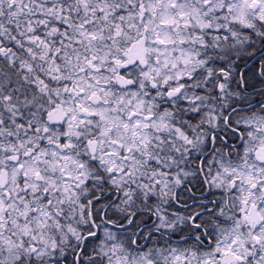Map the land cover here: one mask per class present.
<instances>
[{"label": "snow or ice", "instance_id": "snow-or-ice-1", "mask_svg": "<svg viewBox=\"0 0 264 264\" xmlns=\"http://www.w3.org/2000/svg\"><path fill=\"white\" fill-rule=\"evenodd\" d=\"M0 264H264V0H0Z\"/></svg>", "mask_w": 264, "mask_h": 264}]
</instances>
